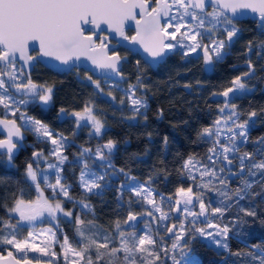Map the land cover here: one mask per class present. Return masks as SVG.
<instances>
[{"label":"snow or ice","instance_id":"snow-or-ice-1","mask_svg":"<svg viewBox=\"0 0 264 264\" xmlns=\"http://www.w3.org/2000/svg\"><path fill=\"white\" fill-rule=\"evenodd\" d=\"M154 4L155 6H151L150 0H0V62L4 64V67H0V106L10 112L13 117L19 114L24 130L33 132L39 138L50 142L53 148L49 155L55 157L58 162L47 164L49 169H57L55 182L50 183L45 170L38 167L41 160H47V157L44 156L43 151H33V159L25 162L23 177L25 183L35 188L37 193L35 199L24 198L25 190L19 186L21 181L18 180L15 182L17 188L12 193L14 198L11 203L9 204L7 199L0 203V207H3L7 214V218L0 216V244L9 246L6 255L0 251V264H33L34 260L35 264H41L42 257L47 258L43 264H56L59 259V254L55 251L56 244L59 245L64 264H116L117 261L119 264H167V260H170L171 264H201V261L193 255L191 247L197 235L211 238L212 243L230 255L248 256L256 264H264V247L259 245L253 244L251 250L247 252L231 251L228 239L232 228L228 224L208 223L207 228L187 229L181 222L178 231H175L176 225L167 228V233L174 235L175 238L170 245H166L163 236L158 242L150 231H145L139 236L135 231H126L124 226H132V222L137 220V214L132 212L128 213L123 222L119 219L113 221L112 232H105L102 237L99 226L93 220H85L80 215H76L74 220L69 222L75 225L74 232L79 237L77 241L79 247L70 242L67 234H63L62 242L57 237L61 219L73 217V211L66 210L64 207V201H72L73 198L70 195L69 186L62 183L60 175L63 170L60 166L67 160V157L63 155V149L68 138L59 132L54 134L49 124L35 116L28 115L26 111H21V106L26 108L30 103L39 105L43 109L53 102L54 85L37 84L30 76L21 80L24 70L17 69V57L26 64L35 59L28 54L29 42H38L40 54L53 57L64 65H68L72 60H79L80 57H87L97 69L105 72V81H107L113 75L123 79L120 68L123 58L115 51L109 55L107 38L102 37L100 43L96 44L93 40L94 33L86 35L84 25L90 24L99 29L101 24H106L118 36L140 44L153 60L163 59L169 51L178 46L187 49L183 53L185 57L199 50L202 52L204 65L213 71L217 64L231 54L234 43L240 38L242 29L237 21L241 17L249 12L258 14V23L264 26V0H154ZM209 5L211 11L207 10ZM173 8L178 15H170ZM137 10H139V19H137ZM189 16L193 23H188L185 19ZM130 20L135 21L136 34L127 36L125 25ZM177 34H179V39ZM205 39L207 43L204 42ZM260 47L264 48V42ZM253 49V41L249 40L246 53H251ZM246 66L247 71L234 76L229 82L230 86L219 93H213L214 96L219 95L225 98L223 106L219 107L218 111L221 114L227 112L228 115L226 117L221 115L213 125L202 128L198 133L201 138L216 137L213 147L209 149L211 154L207 157L212 167L204 164L195 154L190 155L183 162L182 172L187 173L193 181L197 179V173L201 181L208 177V183H201L197 187L209 188L211 181L216 180L222 189L227 188L225 180L218 175L224 172V168L216 169L214 166L218 159L216 154L219 150L223 161L227 165H232L233 159L230 158L229 153L240 151L237 142H247L249 130L255 126L257 111L249 112L247 118L241 120L242 113L238 106L231 102L234 98L238 99L252 92L247 81L255 76L257 69L250 59L246 61ZM86 78L95 85L99 93H104L99 80H93L92 76ZM142 86L141 75L138 74L136 84H130L126 90L132 112V115L126 119L135 120L138 117H142L145 121L148 119L146 97L136 96L137 88ZM21 96L23 98H18ZM107 96L112 100L116 99L111 91L107 93ZM123 103L122 100L121 105ZM261 112H264V109ZM67 115L66 109L61 107L57 118L60 119ZM71 115L76 120L77 128L90 123L91 129L97 136H100L106 127L104 120L96 114V105L91 99L84 102L81 111H73ZM222 125L229 134V144L220 142ZM0 126L6 130V137L0 139V157H6V159L0 160V164L14 168L16 167V154L25 138L22 126L17 124L16 119L7 118H0ZM148 135L151 136V133ZM164 143H167V137H164ZM258 143L262 147L257 151L264 153V137L260 138ZM116 146L117 141L108 139L103 145L96 147L95 156L102 161H110L112 150ZM104 150H107L108 155H105ZM91 152V148H83L80 155ZM238 160L240 174L247 170L249 175L254 176L256 172L253 170L255 169L264 175V160L253 162V153L244 152L239 155ZM246 160L249 161L250 166L245 164ZM34 163L37 167H33ZM116 171L127 175L124 168ZM129 178L135 179V177ZM151 179L152 177H149V181ZM41 181L45 187L41 186ZM79 181L81 188L90 194L99 195L100 193L95 190L106 186L105 175L91 172L87 161L83 162ZM8 183L7 179L0 177V186ZM251 187V183L243 180V187L238 188L235 195L242 198L241 192ZM45 188L51 189V196L45 195ZM130 190L136 197L142 198L156 211L161 212L159 217L161 221L168 218L151 198L152 190L145 185L131 187ZM217 191L224 199L220 201L221 206L211 208V213L213 216L223 217L232 206L230 203L232 195L229 194L230 190L218 189ZM177 192L181 197L175 202L177 211L180 210L179 206L183 202L185 205L183 211L193 217V224L197 216H206L210 205L206 206L201 196L194 194L191 187L187 190L181 187ZM5 197L7 198V192ZM194 201L199 202V213L189 211L187 207ZM79 203L83 209L89 212L94 211L90 203L84 200ZM241 211L245 216L254 217L256 215L253 210L241 209ZM13 213L17 217L15 222H13ZM147 215L152 216L153 213L148 212ZM44 217L54 221L55 228L49 226L38 232L28 231L26 237L18 238L22 227L25 225L33 227ZM237 222L246 223L240 217L231 222L233 227ZM94 229L96 231H93ZM256 249H259L258 254ZM177 250H179V258L176 255ZM29 253H39V256L30 257Z\"/></svg>","mask_w":264,"mask_h":264},{"label":"trees","instance_id":"trees-1","mask_svg":"<svg viewBox=\"0 0 264 264\" xmlns=\"http://www.w3.org/2000/svg\"><path fill=\"white\" fill-rule=\"evenodd\" d=\"M246 21L241 24L242 32L240 38L234 43L231 54L217 64L214 71L212 70L209 74L204 72L200 61H196L192 56L185 57L178 52L168 57L162 74L152 76V80L146 83L145 88L151 93L141 96L147 99V121L142 117L135 120L126 119L132 115L126 98L115 95L101 80L100 84L104 93H99L95 85L86 79L87 73L83 70L54 73L42 65L38 67L35 75L42 71L40 78L43 81L35 75L33 78L45 85H54L53 102L43 109L39 105L30 103L26 108L21 106V110L43 120L54 132H59L68 138L69 145L65 149L67 160L61 165L62 181L69 185V192L73 198L88 201L94 209L92 214L84 213L74 206V217L78 213L85 220H93L99 226V230L105 233L112 232L113 221L119 219L123 222L130 211L140 213L142 208L132 202L128 203L132 200V196L127 190L121 188L123 181L130 179L129 177H135L134 181L151 189L155 198L162 196L171 202L174 201L178 194L177 190L181 187L185 190L191 187L195 193L197 189L195 181L182 172L183 162L190 155L195 154L204 164L210 165L207 157L211 154L209 149L213 147V141L209 138H201L198 133L202 128L211 126L220 117L218 108L223 106L224 100L221 97L216 98L213 93L223 91L230 86L229 82L234 76L247 71L246 61L249 59L257 69L255 76L247 81L252 92L238 99L234 98L231 102L235 103L242 113L241 120L246 119L249 112L257 111L255 126L249 130L248 141L239 146V152L253 153V162L264 160V155L261 157L255 154L262 147L257 141L264 137V112H261L264 109V48L260 47L264 42V26L259 25L255 30L253 24L256 22L250 19ZM249 40L253 41L254 49L251 53H246ZM93 80L96 79L93 78ZM109 91L115 96V100L105 95ZM90 99L95 102L96 114L104 120L106 125L100 136L91 132L88 124L77 128L71 117L66 116L62 120L57 118L61 107L71 114L73 111H81L84 102ZM122 100L123 105H121ZM148 133H151V136ZM164 137H167L166 144ZM108 139L117 141L110 161H102L85 154L80 155L83 148H91L95 153L96 147L103 145ZM28 140H33L32 135H28ZM35 145L36 149L46 152L45 142ZM32 152L31 147H21L16 155L14 168L0 164V177L9 181L7 185L0 186V203L5 199L9 204L11 203L14 198L12 193L17 188L15 182L18 180L21 181L19 186L25 190V199H34L36 196L34 187L25 183L23 177L25 162L33 159ZM104 152L108 155L107 150ZM3 159L6 157H0V160ZM90 159H95L94 161L100 165L93 167L98 172H102L106 164L110 172L105 174L106 186L101 189L99 195L87 194L78 185V176L83 162L87 161L88 165L92 166L93 162ZM245 164L249 165V161L246 160ZM119 168H124L127 175L117 172ZM253 171L256 172L254 176L249 175L245 170L240 176L226 182L225 190H230L232 206L223 217L214 216L222 225L228 224L232 228L228 239L232 252L237 250L247 252L251 250L253 244L264 247V175L261 171L255 169ZM149 177H152L151 181ZM243 180L251 183L252 187L243 190L242 198H238L235 192L243 187ZM219 188L218 181L211 185L210 189L213 193L204 197L205 205H210L212 208L221 206L220 201L224 197L219 195L217 191ZM70 204L73 203H65V205ZM241 209L253 210L256 215L245 216ZM0 216L7 218L3 207H0ZM240 217L246 223L237 222L233 227L231 222ZM15 219L13 216V222ZM174 221L180 220L178 218ZM60 227L68 235L70 242L79 247L74 223L62 221ZM27 229L22 227L18 238L25 237ZM191 247L193 255L201 261V264H249V262L256 264L251 257L230 255L225 250L218 249L200 238H197ZM6 248V245H0V251L3 252ZM256 252L258 254L259 249H256ZM116 264H119V261ZM167 264L170 263L167 261Z\"/></svg>","mask_w":264,"mask_h":264},{"label":"rangeland","instance_id":"rangeland-1","mask_svg":"<svg viewBox=\"0 0 264 264\" xmlns=\"http://www.w3.org/2000/svg\"><path fill=\"white\" fill-rule=\"evenodd\" d=\"M182 11L183 10L181 9V12ZM171 15H178L177 12H176V10H175V8H173ZM185 19L188 21V23H193V21L191 20V17L190 16L189 17H185ZM173 23H176V21H173ZM206 27H207V25H206ZM171 30L172 29H170V31ZM177 38L179 39V34H177ZM173 43H175V41H173ZM174 50H178L182 54L185 51H187L186 48H182V47H179V46L177 48L171 50V51H174ZM198 52H199V50L197 52L191 53L189 55L190 56H194ZM0 67H4V66H1L0 65ZM16 67H17V69H20V67L18 65H16ZM5 80L7 81V77H5ZM21 80H24V75L21 76ZM102 83L105 85V87L107 89H111L112 88V85L110 83H108L106 81H102ZM125 88L127 90L128 89V86L125 87ZM12 91L14 92V89H12ZM105 95H107V94H105ZM136 96L137 97H141V96H138V95H136ZM124 97L126 98L127 106L131 110V102H130V100L128 99L127 96H124ZM18 98H23V97L21 96V97H18ZM141 98H143V97H141ZM21 111H23V110H21ZM142 111H144V109H142ZM221 115H223V116L226 117L228 115V113L227 112H225L223 114L220 113V117H221ZM0 117L16 119V121L18 122V124H20L22 126V129H23L22 121L19 120V114H17L16 117H13L10 112H7L2 106H0ZM75 124H76V122H75ZM88 126L90 127L89 128L90 131L94 133V131L91 129L90 123H88ZM24 131H27V130H24ZM27 132L30 135H32L33 140H27L26 142H24V144L22 145L23 147H31L33 149V151H42L40 149H36V145L35 144L36 143H39V142H45L47 144L46 152L43 151L44 156L47 157V160H41V162L39 163L38 167L40 169L45 170V174L48 175L49 182L50 183H54L55 182V179H56L57 169H49L47 167V164L48 163H53V164L58 163L56 161L55 157H52V156L49 155V152L53 148V146L51 145L50 142H48V141H46V140H44L42 138H39L35 133L30 132V131H27ZM55 133L56 132H54V134ZM228 135L229 134L227 133L226 128L222 125L221 135L219 137L220 142L223 143V144H229ZM209 139H211L213 141V145H214V142L216 140V137L213 136V137H211ZM242 144H245V143H241L239 141L237 142V146L238 147L240 145H242ZM68 145H69V142L67 140V143H66V145H65V147L63 149V155H65V156H66L65 149H66V147H68ZM240 154H241L240 152H238V153H229L230 158L233 159V164L232 165H227V163L223 161V157H222V155L220 154V152L218 150V152L216 154V156L218 157V159H217V162L215 163L214 166H215L216 169H219L221 167L224 168V172L222 174L221 173H218V174H220V178L224 179L225 182H227L230 179H234L236 176H240L241 175L240 172H239V160H238V157H239ZM255 154L256 155H259L261 157L264 155V154H262L261 152H258V151H256ZM85 155H89V156H91V157H93L95 159L97 158L95 156V153H93V152H91V153H85ZM95 159H90V161L93 162L92 163V166H89L91 172H95L97 175H105L106 172L110 173L107 170V167H108L107 164L105 165V168L102 169V172H98L97 169L93 168L94 166H100V165H98L96 163V161H94ZM209 166L212 167L211 164ZM33 167H37V165L35 164V166H33ZM229 169H231V171H229ZM233 173H236V175H233ZM79 175H80V173H79ZM186 175H187V173H186ZM61 178H62V176H61ZM208 182H209L208 177H205L204 180L201 181V179L199 178V175L197 173V179L195 180V187L197 189H196V191H194L195 192L194 194L200 195L203 200H204V197L208 196V194L213 193V190H211L210 187H211L212 184H215L216 183V180L211 181L209 188L197 187V185H200L201 183H208ZM62 183H63V181H62ZM65 185L69 186L68 184H65ZM78 185H79L80 189L82 191H84L81 188V186H80L79 176H78ZM122 185H123V188L125 190H127L131 194V196H132L131 197L132 200L128 201V203L132 202L134 205L139 206L140 208H142V211L140 212V214L142 215V222H141V224L139 225V227L136 230H133V231H135L137 233L138 236L139 235H143L145 231H150L151 234L153 235V237L158 240V242H159V238L161 236H163L164 237V243L166 245H170L175 237H174V235H172L171 237H167V228L168 227H172L173 225H176L175 231H178L179 230V226H180L181 222H183L185 228H187V229H190V228H193V227H204V228H207V224L208 223H216V224H221L222 225V223L219 220H217L216 218H214L213 214L211 213V208H212L211 206L208 207V212L206 213V216H204V221H201V217L200 216H197L195 218L196 222H195V224H193L192 223L193 217L190 216V215H187V213H185L183 211V209L185 207V205H183L181 207V209H180V214H179V220L180 221L179 222H176V221H174L172 219V214H173L174 204L176 202V199H177L178 194H176V197H175L174 201L171 202V201H169V199H167L165 197H162V196H160L159 198H155L154 193H153V195H152L151 198H153L155 200L156 204L160 206L162 212L164 214H166L167 217H168L167 219L161 221L159 219V217L161 216V212L156 211L155 208L152 207V205L148 204L142 198L136 197L132 193V191L130 190L131 187H135V186L140 185L139 183H137L133 179H128L127 178V179H125L123 181ZM41 186L42 187H45V185L43 184V181H41ZM219 189L220 190H225V189H222L221 188V185H220V188ZM95 191L100 192L101 189L100 190H95ZM87 194H90V193H87ZM36 195H37V193H36ZM45 195L51 196V189L45 188ZM35 197H34V199H35ZM58 198H60V197H58ZM79 201H81V200L80 199H76V198H73L72 201L65 200L64 201V207H65L66 210L71 209L73 211L74 210L73 208L75 206L77 208V210L80 211V212H84V213L89 212L87 209H83L82 208V206L79 203ZM66 202L73 203V204L65 205ZM85 202H88V201H85ZM187 207H188L189 211L199 213V202L198 201H194L193 204L187 205ZM130 212H132V211H130ZM148 212H152L153 215L152 216L147 215ZM89 213L92 214L93 212H89ZM133 213H136V212H133ZM76 215H79V214L76 213ZM12 216H14L15 218H17L15 213H13ZM61 216H62V214H61ZM74 218H75L74 216L72 218H62L61 219V222L62 221L74 220ZM49 226H52V227L55 228V222L54 221H51L50 218L44 217V218H41L40 221H37L33 227H28L26 225L24 227H27L28 228L27 229V233H28V231H36V232H38L40 229L47 228ZM124 228H125L126 231L128 230V228H126L125 226H124ZM209 230H211V229H209ZM93 231H96V229H94ZM129 232H131V231H129ZM27 233H26L25 237L27 236ZM63 234H65V233H64L63 229L60 227V230H57V237L59 238V240L61 242L63 240ZM104 234L105 233H103L102 231H100L101 237ZM23 238H21V239H23ZM197 238H200V239L204 240L208 244H210V245H212V246H214V247H216L218 249H222V248L217 247L214 243H212L211 238L199 237L198 235H197ZM114 243H118V242L117 241H114ZM0 245H3V244H0ZM6 247L8 248L9 246L6 245ZM55 251H57V253L59 254V259L56 261V264H64V261H63V258H62V253H61V250H60L58 244L55 245ZM15 254L18 255V256L20 255L19 253H15ZM176 255H177V258H179V250L176 251ZM29 256L30 257L39 256V253H29ZM161 256L163 257V253H161ZM105 258L107 260V257H105ZM46 259H47L46 257H42L41 258V260H46ZM167 261L171 264V261L170 260H167Z\"/></svg>","mask_w":264,"mask_h":264},{"label":"water","instance_id":"water-1","mask_svg":"<svg viewBox=\"0 0 264 264\" xmlns=\"http://www.w3.org/2000/svg\"><path fill=\"white\" fill-rule=\"evenodd\" d=\"M208 8H211V6L209 5ZM139 18H140V16H139V10H137V19H139ZM242 19H250V20H254L256 23H258V14H254V13H250L249 12L247 15L241 17L239 20H242ZM163 21L164 20H162V23H163ZM83 27L85 28V34L86 35H89L87 32H89L91 34L94 33V35H93V40L94 41H95V38H96V36H97V34L99 32L105 33V35H106L105 37L107 38L106 39V42L108 43V51L110 50L111 47H113V45H111L108 42V39H112L115 42H117V44H119L120 46L125 47L128 50L137 53L139 55V57L143 61L151 64L152 66H154L157 63L163 61L165 59V57H166L165 56L163 59L153 60L149 56V54L144 51L143 47L140 44L133 43V42H131L129 40H125L123 37L118 36L106 24H101L99 29L94 28V26H92L90 24L84 25ZM125 29L132 30L133 31V35H135L136 34L135 21H131L130 20V21L126 22ZM29 43H30V47H29V50H28V54L31 55V56H33V57H35V59L32 60V61H29L27 64L23 60L19 59V57H17V60H16V62L19 64L20 69H23L24 70V74L27 77L30 75V72H31L34 64L36 62H39L43 67H45V68H47V69H49V70H51V71H53L55 73H68L71 69L76 68V69H83V70L89 72L92 76H96L98 78H105V72L102 71V70H100V69H97L96 66L93 65L92 62L87 59V57H80L79 60H72V61L69 62L68 65H64L60 61L56 60L53 57H45L42 54H40L38 42H36V41H30ZM33 51H36L37 54L36 55H32L31 53ZM109 55H111V54H109ZM200 55L202 57V68H203L204 72L207 73V74L211 73L212 70H209L207 68V66L204 65L202 52H200ZM0 65L1 66H4L3 62H0ZM70 66H71V69L69 70V67ZM109 79L110 80H113V81H120L121 80L120 77H116L114 75L111 78H109ZM215 97L217 98V97H221V96L216 95ZM221 98L224 99V97H221ZM0 118H4V117H0ZM7 119H11V118H7ZM82 123H85V122H82ZM17 124H18V122H17ZM22 131H23V135L25 137L24 140H23V142H22V145H23L24 142L27 141V134L24 131V129H22ZM5 137H6V130L3 128V126H0V139H3ZM19 150H20V148H19ZM18 152H17V154H18ZM177 199H181V197H179V195H178L177 196ZM183 205L184 204L182 202L181 205L179 206V208L181 209V207ZM176 207L177 206H176V203H175L174 204V209H173V214H172V219L173 220L178 219L179 218V214H180V210L177 211L176 210ZM134 214H137V220L134 221V222H132V226L125 225V227L128 228L129 230H135V229H137L139 227V225L141 224V222H142V215L140 213H134ZM127 216H128V214H127ZM127 216H126V218H127ZM200 217H201V221H204V216H200ZM171 236H172V234L167 233V237H171ZM8 250H9V248L5 249L3 251V253L6 255V253H7ZM43 262H44V260H41V264H43ZM33 264H35V260L33 261Z\"/></svg>","mask_w":264,"mask_h":264},{"label":"flooded vegetation","instance_id":"flooded-vegetation-1","mask_svg":"<svg viewBox=\"0 0 264 264\" xmlns=\"http://www.w3.org/2000/svg\"><path fill=\"white\" fill-rule=\"evenodd\" d=\"M150 5L151 6H155L154 4V0H150ZM208 11H211V8H207ZM172 13V12H171ZM170 13V15H171ZM247 19H242V20H238L237 21V24L238 26L242 29L243 27H241L243 24V22H245ZM247 22V21H246ZM164 23V21H163ZM259 26L258 23H255L253 24V29H257ZM88 34H91L89 32H87ZM125 33L127 36H132L133 35V31L130 30V29H125ZM105 33L103 32H99L95 38V42L96 44H99L100 43V39L102 37H105ZM108 42L113 45V47L110 48L109 50V54H112L113 51H115L116 53H118L123 59L121 61V64H120V68H121V72L123 74V79H121L120 81H113V80H110V79H107L106 82L110 83L112 85V88L111 90L113 91V93L115 95H121V96H127L126 95V88L127 86H129L130 84H136L137 82V75L140 74L141 75V81H142V87H138L137 90H136V95L138 96H145V95H149L151 92H148L145 88L146 86V83L151 81V77L152 76H160L165 68V62L166 60L168 59V57L171 55V54H174V53H178L179 51L178 50H174V51H169L168 54L166 55L165 59L159 63H157L156 65L152 66L151 64L143 61L139 55L135 52H132L130 50H128L127 48L125 47H122L120 46L119 44H117V42H115L114 40L112 39H108ZM205 43H207V39H205L204 41ZM32 55H36L37 52L36 51H33L31 53ZM186 57H190V55L186 56ZM196 59V61H200L201 65H202V57L200 55V51L192 56ZM125 58V59H124ZM137 61H139V64H137ZM16 65L19 66V64L16 62ZM41 66V64L39 62H36L30 72V78L33 80V82L37 83V84H44L40 81H43L41 78H40V73L36 74L35 75V71L38 69V67ZM71 70H83V69H71ZM70 70V71H71ZM51 71V70H50ZM85 71V70H83ZM53 72V71H52ZM87 73V76H92L89 72L85 71ZM55 73V72H54ZM36 76V78H38L40 81H37L33 78V76ZM27 76L24 74V80ZM92 78H95L96 80H101V81H105V78H98L96 76H92ZM186 89V87L184 88ZM188 90V89H187ZM186 90V91H187ZM68 117H71L74 121V124L76 122V120L73 118V116L71 114H68L67 115ZM63 118H61L62 120ZM82 123V122H81ZM84 124V123H82ZM76 125V124H75ZM26 134H27V140H28V135L29 133L27 131H25ZM23 147V146H21ZM20 147V148H21Z\"/></svg>","mask_w":264,"mask_h":264}]
</instances>
